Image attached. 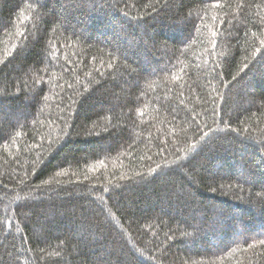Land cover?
<instances>
[{
  "label": "trees",
  "instance_id": "16d2710c",
  "mask_svg": "<svg viewBox=\"0 0 264 264\" xmlns=\"http://www.w3.org/2000/svg\"><path fill=\"white\" fill-rule=\"evenodd\" d=\"M261 41L264 0H0V264H264Z\"/></svg>",
  "mask_w": 264,
  "mask_h": 264
},
{
  "label": "snow or ice",
  "instance_id": "6c2138e0",
  "mask_svg": "<svg viewBox=\"0 0 264 264\" xmlns=\"http://www.w3.org/2000/svg\"><path fill=\"white\" fill-rule=\"evenodd\" d=\"M217 7H222V5H216ZM213 19H215V17H213ZM213 34V36H215L216 35V33L215 32H213L212 33ZM261 43L262 44H264V41H261ZM235 79V78H234ZM101 163H103L102 161H101ZM61 173H57V175H60ZM124 177H121V179H123ZM44 183H49V181H45Z\"/></svg>",
  "mask_w": 264,
  "mask_h": 264
}]
</instances>
